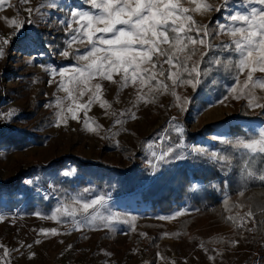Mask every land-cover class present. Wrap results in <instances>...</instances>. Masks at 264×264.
<instances>
[{"label":"rangeland","instance_id":"obj_1","mask_svg":"<svg viewBox=\"0 0 264 264\" xmlns=\"http://www.w3.org/2000/svg\"><path fill=\"white\" fill-rule=\"evenodd\" d=\"M185 36L201 50L187 77L174 57ZM231 44L226 92L193 102L199 59L220 48L218 60H230ZM236 123L256 136L231 134ZM8 128L41 137L0 142V184L18 177L0 186V264H264V220L253 217L264 186L242 201L227 183L236 161L264 176V0H0ZM183 166L191 187L213 170L224 178L208 180L210 197L237 232L207 235L232 230V244L204 243L207 217L186 199L154 207ZM132 175L139 182L126 190Z\"/></svg>","mask_w":264,"mask_h":264},{"label":"trees","instance_id":"obj_2","mask_svg":"<svg viewBox=\"0 0 264 264\" xmlns=\"http://www.w3.org/2000/svg\"><path fill=\"white\" fill-rule=\"evenodd\" d=\"M173 29V30H172ZM167 32L169 34L170 40H174L175 37H179V34L177 35L175 33L174 28H167ZM185 42H187L184 49L177 52L175 54V58L179 62V67L181 71V76L187 77V67L190 64L191 56L199 55L201 50L196 46L195 44H192L188 42V38L186 36L183 39ZM218 50H209L202 58L199 59V74L198 77L199 83H198V90L197 94L193 98V102H200L205 103V96L207 94L212 95L214 98L219 97L223 93L226 92L225 89V83L232 81L235 73V66L234 61L236 60V54L234 51V48L232 47L228 52H226L230 58V60H227L221 62L218 60ZM194 75V74H193ZM240 114H243V108L239 112ZM245 115V114H243ZM212 126L210 124L204 125L200 131L203 130H209ZM230 133L231 134H238L239 136L243 137L244 139L252 138L256 136V133L253 131H246L243 130L242 127L239 124H232L230 126ZM185 137L191 138L195 137V134L193 132L186 131ZM40 135L32 133L29 129H6L2 130L0 129V142L2 143H8L12 146H23L28 143H30L33 140H39ZM201 160L196 161V165L199 163H203L204 159L203 156H200ZM62 162V161H61ZM60 163V162H58ZM57 163V164H58ZM202 165L194 166L192 168V172L195 175L197 173V168L201 167ZM187 166H183L180 170V178L178 181V184H176L174 187L176 188L175 193L168 199L164 201H160L157 204V201L154 200L153 204L154 207H160L163 210H169L180 200L186 199L191 204L198 207L200 214H203L206 216L205 226L206 229L202 230L199 233V236L201 240L206 243H217V244H224L230 243L232 244L234 237L232 236V230L226 232L224 235L226 238L220 237V238H211L207 234L209 231L211 232L213 229H220L225 225H229L232 227L231 229H234L237 232V229L235 228L233 222L230 220L229 217L226 216V212L223 209L220 200L217 196L211 198L210 192H211V186L208 184V180L212 178H219L221 179V182L224 181V178H220L218 171L213 170V172L207 176L205 179L206 184L202 187H191L189 186V178L187 174ZM131 172H121V175H130ZM136 177V178H135ZM18 182V177L11 179L8 181L10 184H0L2 187H8V186H15ZM139 182V178L137 176L132 175L125 183V189L129 190L132 189L135 184ZM229 189L231 190L232 195H238L240 200H244L245 195L247 192H249L252 188L255 187H262L264 186V176L263 177H256L252 176L251 174L244 171L242 168L241 163H236L233 165L230 173V178L227 181ZM2 191V190H1ZM119 191H122L119 189ZM253 217L255 219L262 218L264 220V210L257 211L253 213ZM196 215L190 216L189 218H186L182 221L183 225L188 224L190 220L195 219ZM186 227V226H185ZM258 228L264 229V226H257ZM205 228V227H204ZM156 241V238L153 239L151 242L154 243Z\"/></svg>","mask_w":264,"mask_h":264}]
</instances>
